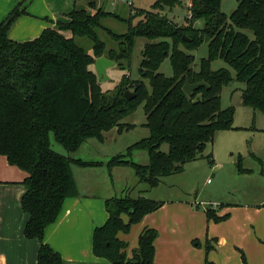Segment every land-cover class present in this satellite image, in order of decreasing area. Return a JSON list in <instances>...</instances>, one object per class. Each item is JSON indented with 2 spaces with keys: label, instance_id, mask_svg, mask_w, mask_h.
<instances>
[{
  "label": "trees",
  "instance_id": "obj_1",
  "mask_svg": "<svg viewBox=\"0 0 264 264\" xmlns=\"http://www.w3.org/2000/svg\"><path fill=\"white\" fill-rule=\"evenodd\" d=\"M178 2L156 0L151 9H138L129 15L127 30L121 34L101 20L124 19L113 11L95 9L94 4L90 5L93 13L74 4L67 14L69 21L56 23L58 30L46 28L26 41L8 36L13 22L25 12L19 5L0 22V155L26 172L20 199L28 216L23 235L39 240L36 264L63 262L60 254L44 243L43 234L56 219L64 199L75 193L71 165L101 164L70 154L87 139L102 141L104 132L114 127L119 133L132 129L134 125L124 118L138 105L143 104V126L148 136L112 156L105 165L131 167L138 183L150 189L156 188L163 177L182 172L184 164L195 160L217 132L239 128L233 125L234 107H221L224 85L234 80L243 83L239 88L241 103L264 114V0H236L228 16L221 10V0H190L185 25L175 24L161 13ZM136 16L139 19L132 24ZM197 22L201 25H195ZM59 30H69L71 36L65 37ZM99 31L118 42L119 48H111L105 55L121 69L129 67L135 38L146 39L140 52V78L129 79L124 74L113 89H101L92 69L106 45ZM81 38L90 43L91 53L77 43ZM204 41L207 55L193 67L195 58L189 51ZM166 57L171 76L159 71ZM218 58L233 69L234 76L225 67L211 68ZM186 78L191 83L205 82L207 87H199L188 96L182 89ZM128 88L134 93L131 99L124 96ZM50 136L67 154L51 149ZM163 144H167L166 151L160 149ZM143 149L147 162L133 161V152ZM237 168L245 171L240 156ZM163 203L144 195L105 199L108 217L93 231V254L111 264H155V229L141 231L130 258L126 256L127 244L118 239L117 233L129 231L132 224ZM122 214L127 215L126 222ZM205 214L215 222L227 218V214L215 215L209 207Z\"/></svg>",
  "mask_w": 264,
  "mask_h": 264
},
{
  "label": "crops",
  "instance_id": "obj_2",
  "mask_svg": "<svg viewBox=\"0 0 264 264\" xmlns=\"http://www.w3.org/2000/svg\"><path fill=\"white\" fill-rule=\"evenodd\" d=\"M78 1L0 0V22L19 5V9L25 12L13 22L8 36L15 41L31 40L38 37L46 28L58 30L56 24L58 21H69L67 14ZM108 1L115 2L100 0L97 7ZM119 3L123 4L124 0H120ZM59 32L66 37L70 35L66 30ZM239 97L241 99L240 89ZM226 132L229 130L218 134L226 136L228 134ZM260 134H264V129L255 128L249 133L253 144L255 137L259 138ZM119 136L120 133L114 127L104 132L102 141L95 138L90 140L95 139L102 143L109 139L115 144ZM86 144L87 140L81 146ZM112 146L114 153L112 156L125 151L124 148L118 150L115 145ZM211 148L214 153V142ZM232 148L231 144L225 147L227 155H232ZM110 156L97 155L93 151L90 157L85 159L87 162L101 164L82 166L84 171L79 172V182L75 183V189L79 187V190H75V193L64 199L56 219L44 229V243L60 254L62 264H111L106 258L96 256L92 252L93 231L95 227L104 224L108 217L105 199L124 195L130 191V187L138 192L137 196L144 195L149 198L148 193L142 192L143 186L135 190L140 183L137 178L133 179L131 172L134 175L135 173L131 167L116 165L108 168L105 165L112 157ZM239 156L242 159L240 153L237 154V159ZM245 156L263 162L255 150L249 152L246 148ZM213 157L218 159V154L215 152ZM215 161L213 160L212 167L219 168L220 160ZM192 162L185 163L183 171ZM242 168L245 169L244 172H239L242 175L251 170L243 166ZM25 176V171L10 165L6 157L0 155V264H36L39 240L28 239L23 235V227L28 217L20 205L24 192L22 181ZM183 197L160 199L164 202L161 207L144 215L137 224L132 225L133 235L128 242L131 245L130 250L125 248L128 258L137 247L141 231L144 228H153L157 231L154 240L155 264H264V227H260L261 221L253 216L257 211L264 210L263 200L245 206L241 202L231 203L216 199L209 206L201 207V203L196 199ZM206 207L212 209L217 216L227 214V218L218 222L208 219L205 214ZM122 219L126 222L127 215L122 214ZM120 235L121 232H118L119 240ZM206 247H209L207 252Z\"/></svg>",
  "mask_w": 264,
  "mask_h": 264
},
{
  "label": "rangeland",
  "instance_id": "obj_3",
  "mask_svg": "<svg viewBox=\"0 0 264 264\" xmlns=\"http://www.w3.org/2000/svg\"><path fill=\"white\" fill-rule=\"evenodd\" d=\"M155 1L156 0H124L123 4L119 3L120 0H115V2L108 1V3L99 7L105 11H113L124 20L106 17L101 20V23L117 34L124 33L127 30V18L129 15L137 13L138 9H151L150 7ZM91 4H94L95 9H97L99 8L97 7V4L100 5V0H79L76 3V6L93 13L94 9L90 7ZM189 5L190 0H179L174 7H165L161 13L175 24L185 25L188 22L187 17ZM236 5V0H221L220 6L221 10L228 16L234 10ZM138 19L139 17L136 16V18L132 20V24H135ZM195 25L200 26L201 23L198 24L197 22ZM66 31L70 33L69 30ZM68 36L70 37L71 33ZM99 37L103 39L106 44L103 54L104 56H106L105 54L109 49L112 48L117 50L119 48L118 42L112 40V38L105 32L99 31ZM76 41L89 53H91L90 43L86 39L81 38L76 39ZM145 42L146 39L143 37L135 38L131 51L129 67L121 69L115 64L113 67L109 68L107 70V74L110 77L109 80L99 82L102 90L113 89L121 76L124 74L125 76H128L129 79L140 78L138 69L140 52ZM189 53L194 56L195 60L193 67H196L200 58L206 57L207 55V42L204 41L196 49L189 51ZM221 67L229 69L232 76H234L233 69L230 68L222 59L218 58L211 63V68L213 70ZM92 69L94 70V65H92ZM159 71L165 76L172 75L169 57H166L161 63ZM145 83L149 89L148 81L145 80ZM243 87V83L234 80L227 85H224L220 94L222 108H226L228 106L234 107L235 112L233 124L234 126H238V129L229 130V132H226L228 133L226 136L218 134L221 131L217 132L212 142L206 144L203 152L199 154L195 160H193L192 164L186 166L185 171L163 177L162 181L156 188L150 189L147 185L142 183L135 187V190L143 186L144 189H147L145 194L148 193L149 198L154 200L184 198L183 196H185L191 200L196 199L198 203H201V207L209 206L216 199L231 203L241 202L245 206L252 204L253 202H259L261 200L264 201V134H260L259 138L255 137L254 144L249 136V133H251L255 128L264 129V114L258 110H253L248 106H244L241 103L239 88ZM127 90L131 91L130 88ZM124 121L126 123L133 124L134 127L120 132L117 143L113 144V141H110L109 139L102 143L97 142L95 139H87V144L85 146H80L77 151L71 153L70 155L73 158H81L84 161H86L85 159L87 157H90L93 151H95L97 155L109 154L112 156L114 154L112 153V145H115L114 147L118 150H122L123 148L125 150V148L130 144L148 136V129L143 126V123L145 122L143 104L138 105L132 113L124 118ZM213 142L215 143L214 153L216 152L218 154V159L221 162L219 168L212 167L213 160L219 162L218 159L213 157L214 153H212L211 150V144ZM230 144L233 147L231 156L227 155V152L225 151V147ZM89 145H93V147ZM50 147L60 154H67L62 146L53 140L52 136H50ZM246 148H248L249 152L254 150L255 152H258L259 157H261L263 162L260 163L259 160L250 156L246 157ZM160 149L166 151L167 144H163ZM238 153L242 155L241 165L246 168H251L250 172L247 174L244 173L242 175L238 171L236 161ZM132 160L140 164H145L147 162V152L144 149L135 150L132 154ZM80 171H84L82 167L71 165V172L75 183L79 182ZM131 175L133 179L137 178L133 172H131ZM128 180L131 181L129 177ZM76 190H79V187H76ZM137 194L138 192L134 191V189L130 187V191L120 197H136ZM253 216L261 221L260 227H264V210L257 211V214L254 213ZM237 222H239V217H237ZM132 225L130 226L129 231H121L120 235V240L127 244V249L129 248V250L131 245L128 242H130L133 235L131 230ZM200 230L201 228L199 231ZM203 231L205 232V228H203Z\"/></svg>",
  "mask_w": 264,
  "mask_h": 264
},
{
  "label": "water",
  "instance_id": "obj_4",
  "mask_svg": "<svg viewBox=\"0 0 264 264\" xmlns=\"http://www.w3.org/2000/svg\"><path fill=\"white\" fill-rule=\"evenodd\" d=\"M184 39L189 40L188 38H185V37ZM93 65H94V71L97 75V81L104 82V81L109 80L110 77L107 74V70L115 65V61L102 55L95 59ZM202 86L207 87V84L205 82L191 83L189 79L186 78L182 89L188 96H190L193 90L199 87H202ZM124 96L127 99H131L134 96V93L129 90H126L124 92Z\"/></svg>",
  "mask_w": 264,
  "mask_h": 264
}]
</instances>
